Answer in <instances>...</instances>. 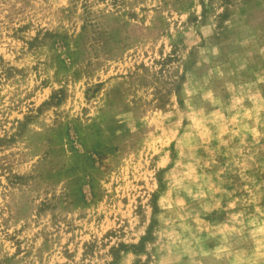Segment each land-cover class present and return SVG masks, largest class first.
<instances>
[{"label":"rangeland","instance_id":"374dc122","mask_svg":"<svg viewBox=\"0 0 264 264\" xmlns=\"http://www.w3.org/2000/svg\"><path fill=\"white\" fill-rule=\"evenodd\" d=\"M0 264H264V0H0Z\"/></svg>","mask_w":264,"mask_h":264}]
</instances>
